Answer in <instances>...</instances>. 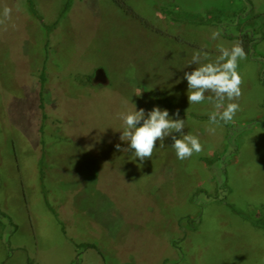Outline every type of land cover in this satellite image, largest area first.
<instances>
[{"label": "rangeland", "instance_id": "374dc122", "mask_svg": "<svg viewBox=\"0 0 264 264\" xmlns=\"http://www.w3.org/2000/svg\"><path fill=\"white\" fill-rule=\"evenodd\" d=\"M127 2L143 23L111 0H33L41 20L0 0V264H264V232L242 216L264 206V0ZM238 8L257 42L239 63L240 111L210 134L213 105L188 104L185 65L237 39L166 10ZM134 106L178 110L203 151L179 160L169 136L134 159L118 130ZM73 243L96 248L78 257Z\"/></svg>", "mask_w": 264, "mask_h": 264}, {"label": "clouds", "instance_id": "9594fccd", "mask_svg": "<svg viewBox=\"0 0 264 264\" xmlns=\"http://www.w3.org/2000/svg\"><path fill=\"white\" fill-rule=\"evenodd\" d=\"M12 9L5 6L0 12V25L11 20ZM221 35L219 29L211 32L210 39L217 40ZM217 55L214 57L205 50L193 52L191 60L185 66H192V71L184 72L187 81V100L189 105H200L207 100L213 105V111L209 114L208 132L215 134L216 128L221 124L234 122V117L240 111L237 102L242 96L244 79L239 69V63L247 59L242 41H237L231 46L217 45ZM210 95H206L209 94ZM141 92L136 95L139 96ZM171 118L167 109L154 106L145 113L143 108L118 113L122 121L120 140L127 142L128 147L122 150H130L134 153V159L140 162L151 160L153 152L159 142L163 146L166 137L171 136V147L179 160H186L194 154L203 151L198 136L187 134L185 119L179 118V111ZM174 133L179 134L174 135ZM120 149V145H116Z\"/></svg>", "mask_w": 264, "mask_h": 264}, {"label": "trees", "instance_id": "16d2710c", "mask_svg": "<svg viewBox=\"0 0 264 264\" xmlns=\"http://www.w3.org/2000/svg\"><path fill=\"white\" fill-rule=\"evenodd\" d=\"M28 1L32 14L36 18L41 20V17L37 14L34 8L33 0H28ZM111 1L124 14L143 23V18H141V16L128 4L127 0H111ZM67 6H68V2H66L65 7L67 8ZM166 13L168 14L167 16L169 17V19L173 21H182L188 23L207 24V25L210 24L219 25L223 29V31H225L226 35H228L232 39H237V41H242L247 56H251L254 53V46L257 42V38L255 33L256 28L254 27V23L252 21H254L255 18L253 16L250 18L247 17L246 15H243V8H238L233 11L227 9H217V10L209 11L206 15L180 12L175 9L166 10ZM42 25L47 28V26L44 23H42ZM231 25H235L236 28L235 33L234 32L227 33L229 29L228 27H230ZM259 76H260V83L262 86H264V70L260 72ZM87 79H90V76H88ZM44 81H45V74L43 67L40 72L41 86L43 85ZM39 99H40L39 107L43 108V96L41 92ZM164 102L169 108L172 109V106L170 105L169 102H167L166 100H164ZM39 129L40 131L42 130L41 127ZM199 193L200 192H196L194 196ZM242 216L246 220L250 221V223L253 226L262 229L264 232V206L250 208L249 212L242 214ZM73 246L75 251L77 252L78 257L80 256V253L84 249L96 248V246L92 243H73Z\"/></svg>", "mask_w": 264, "mask_h": 264}]
</instances>
